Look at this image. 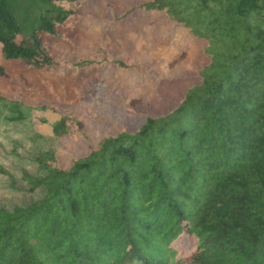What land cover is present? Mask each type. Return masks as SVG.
I'll list each match as a JSON object with an SVG mask.
<instances>
[{"label": "trees", "instance_id": "16d2710c", "mask_svg": "<svg viewBox=\"0 0 264 264\" xmlns=\"http://www.w3.org/2000/svg\"><path fill=\"white\" fill-rule=\"evenodd\" d=\"M35 4V26L17 41L18 8ZM84 4L0 0L2 58L45 72L129 69L104 46L76 62L51 54ZM136 9L203 41L200 82L166 115L105 136L68 168L39 153L41 177L23 178L42 197L0 207V264H264V0H145ZM142 105L132 99L128 111ZM73 129L81 123L64 115L52 132L61 142Z\"/></svg>", "mask_w": 264, "mask_h": 264}, {"label": "rangeland", "instance_id": "374dc122", "mask_svg": "<svg viewBox=\"0 0 264 264\" xmlns=\"http://www.w3.org/2000/svg\"><path fill=\"white\" fill-rule=\"evenodd\" d=\"M144 1L85 0L82 18L70 22L50 49L58 61L76 62L94 57L104 46L114 58L127 61L129 69L113 65L100 73L74 68L45 72L0 54V207H24L42 197L43 189L31 190L23 178L41 177L35 160L39 153L53 151L68 168L72 157L83 156L105 136L133 133L146 117L166 115L200 82L198 71L209 59L203 41L164 14L136 9ZM37 13L36 4L18 8L22 35L17 41L34 28ZM132 99L143 103L139 111H128ZM64 115L74 117L82 129L71 130L60 142L52 128Z\"/></svg>", "mask_w": 264, "mask_h": 264}]
</instances>
